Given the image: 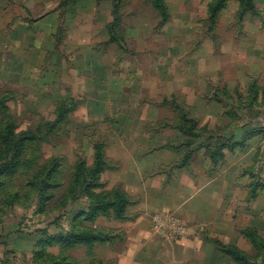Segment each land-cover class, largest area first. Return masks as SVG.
Listing matches in <instances>:
<instances>
[{
    "label": "rangeland",
    "instance_id": "1",
    "mask_svg": "<svg viewBox=\"0 0 264 264\" xmlns=\"http://www.w3.org/2000/svg\"><path fill=\"white\" fill-rule=\"evenodd\" d=\"M159 1L0 0V264H236L219 244L260 262L264 0ZM8 123L32 135L12 174ZM196 170L205 201L179 185ZM115 193L124 214L91 220ZM156 214L188 235H158ZM75 227L101 241H57Z\"/></svg>",
    "mask_w": 264,
    "mask_h": 264
},
{
    "label": "trees",
    "instance_id": "2",
    "mask_svg": "<svg viewBox=\"0 0 264 264\" xmlns=\"http://www.w3.org/2000/svg\"><path fill=\"white\" fill-rule=\"evenodd\" d=\"M241 1V0H240ZM249 2V0H248ZM155 5L160 10L163 9V1L154 0ZM252 6H250L251 8ZM252 89H254L252 87ZM21 134V133H20ZM32 138V135L22 133V135L16 134L15 129L13 127V124L8 123V126L3 131L1 135V141L3 142V149L6 152V156L4 158V164H3V171L5 173H14L21 165V153L24 149L23 143L25 141H29ZM1 151V152H4ZM8 155V157H7ZM77 168V165L75 166V170ZM103 157L100 154V151H96L95 156V162L93 164V168L90 172V177L92 180L96 179L97 175H99L103 170ZM77 174L75 176H78V172L75 171ZM76 194V190L74 189V195ZM99 196V202L96 200L95 206H91L92 213L90 214V219L94 220L97 218L100 214L96 216V211L101 210V214L107 213L109 209H113V212L117 216H122L124 214V207H126V197L124 194L121 193H115L113 200L110 199V197L105 195H98ZM115 201H117V204H115ZM92 202V201H91ZM95 214V215H94ZM98 233H96L95 230H93V227L91 228H78L75 227V229H71L70 231L66 232L63 236H61L57 241L60 244H64L67 247H73L77 244H84L90 246L95 241L100 242ZM253 245L256 247L257 244L255 241L252 240ZM62 246V245H61ZM219 246L222 248L223 252L228 254L233 261H235L236 264H264V255L262 256L259 263H250L247 260V257L236 247H227V246ZM52 259H56L58 261H61L63 259V255H50ZM59 257V258H56ZM63 264H68L65 262V260H62Z\"/></svg>",
    "mask_w": 264,
    "mask_h": 264
},
{
    "label": "crops",
    "instance_id": "3",
    "mask_svg": "<svg viewBox=\"0 0 264 264\" xmlns=\"http://www.w3.org/2000/svg\"><path fill=\"white\" fill-rule=\"evenodd\" d=\"M0 17H2V12L0 13ZM264 87V86H263ZM260 92H263V94H264V88H262L261 89V91ZM261 99H263V97L261 96ZM261 99H256V100H258V101H261ZM255 102H257V101H253L252 100V102H251V106H252V109H254V110H256L257 108H256V103ZM255 103V104H254ZM253 104V105H252ZM256 125V126H258V124H259V122H258V120H255L254 122H253V124L252 125ZM251 125V126H252ZM256 126H252V128H255ZM254 133H256V131H251L250 133H247L248 135L247 136H254L255 134ZM247 136L245 137V139L247 138ZM236 143V142H235ZM238 146V145H237ZM223 148H224V146H223ZM185 176V175H184ZM194 177H195V179H193L192 180V176H191V178L190 179H187V177L185 176V179H183V182H182V184H179L181 187L180 188H182V187H186V186H189V187H191L192 189H193V191H195V195L196 194H198V196H201L200 198H202V200H204L205 201V195H206V193L204 192L205 191V189H203V188H209L210 186H211V182H210V180H208V179H206L205 177H204V175H203V172H201L200 170H196V172H195V175H194ZM147 185L149 186V187H152L150 184H146L145 186H144V189L145 190H147ZM188 187V188H189ZM192 191V192H193ZM152 192H153V190H152ZM193 194V193H192ZM141 195H142V193H141ZM212 198H215L214 196L212 197ZM200 202H202L201 200H200ZM146 206H145V204H143V203H139V204H134V208H137L138 210H141V209H143V208H145ZM99 218H102V217H100V215L98 216ZM181 218V217H180ZM194 238H196L195 236H193V235H191L189 238H186V239H184V240H192V239H194ZM184 240H182L181 242H182V244H187V243H185V241ZM197 244V243H196ZM194 245H195V243H194ZM187 248H189V245H188V247ZM191 248H193V247H191ZM196 248V247H195ZM194 252V251H193ZM97 262H99L100 260L99 259H97L96 260Z\"/></svg>",
    "mask_w": 264,
    "mask_h": 264
},
{
    "label": "built area",
    "instance_id": "4",
    "mask_svg": "<svg viewBox=\"0 0 264 264\" xmlns=\"http://www.w3.org/2000/svg\"><path fill=\"white\" fill-rule=\"evenodd\" d=\"M154 232L168 238H185L188 230L179 217L173 214H156L152 219Z\"/></svg>",
    "mask_w": 264,
    "mask_h": 264
}]
</instances>
